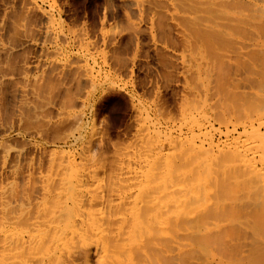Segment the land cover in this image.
<instances>
[{
  "label": "rangeland",
  "instance_id": "rangeland-1",
  "mask_svg": "<svg viewBox=\"0 0 264 264\" xmlns=\"http://www.w3.org/2000/svg\"><path fill=\"white\" fill-rule=\"evenodd\" d=\"M174 1L0 0V264L71 263L81 248L75 241L83 234H77L79 227L87 236L99 234V244L102 224L110 221L113 230V222L151 209L157 195L155 148L161 143L173 159L177 145L169 141L177 135L187 139L191 127L209 124L220 147L226 127L239 146L251 140L250 130L242 134L239 124L264 111V63L257 61L259 53L264 56L263 28L247 26L249 11L229 4L221 16L226 43L216 50L186 31ZM256 3L261 8L264 0ZM263 10L256 12V24L264 21ZM186 163L184 170L191 167ZM237 191L236 199L244 197ZM243 197L231 199L232 205L226 199L228 207L245 205L249 198ZM247 204L242 208L248 213ZM85 247L96 249L93 243ZM135 254L116 257L121 264H137ZM108 255L99 249L83 264L104 262Z\"/></svg>",
  "mask_w": 264,
  "mask_h": 264
},
{
  "label": "bare ground",
  "instance_id": "bare-ground-1",
  "mask_svg": "<svg viewBox=\"0 0 264 264\" xmlns=\"http://www.w3.org/2000/svg\"><path fill=\"white\" fill-rule=\"evenodd\" d=\"M175 1H174L175 3H173L175 4V7H172V9L174 8L176 12H180L184 15L183 19L181 18L180 19L185 24L186 31L194 32L195 36L197 35L201 38L200 41L208 43V45L212 44L214 45V47L216 45L221 46V47L225 45L226 43L225 37L227 36V34L225 33L224 29L227 24L226 25L224 24L225 22H223V20L225 21V19H223V17L221 16L225 15L226 13L225 10L226 9L228 10L230 7L228 6L229 4L231 5L230 9L234 6L236 7V5L238 6V8L236 7L237 9L239 8L247 9V11H249L248 13L249 15L247 14L249 17L246 18L247 16L245 15L246 16L245 18L248 20V21H245L246 23H248L247 26H250L253 29L254 27L258 25L257 29L260 26L259 30L261 31V29L263 28L261 32L264 31V26H262L264 25V21H261L260 24L262 25H260L258 22H257L258 24H256V20H257L256 18L258 17L256 12L257 13L258 11L262 12V10L264 9V4L262 5L263 7H261L262 10L258 6H257L258 10L255 8L257 4L256 3L257 0H175ZM226 5H227V8H226ZM234 8L233 10H237ZM259 8L261 11L259 10ZM233 10L231 11L233 12ZM261 15H264V14L260 13L259 15L260 18L262 19ZM241 22H243V20H241ZM227 30L228 29H226V31ZM189 39H191V37H189ZM188 41L186 42V45L189 44ZM200 41L199 43L202 44ZM183 42H185V39H183ZM182 45L184 46V43ZM201 46L203 47L204 44ZM215 48L217 50V47ZM218 51H221V50L218 49ZM258 55L256 54L254 55L255 57L254 60L255 59L257 60L258 59L257 56H258L260 58L257 61L260 60L261 64L264 63V60L262 58L264 56L261 57L260 53ZM261 55H264V54H261ZM206 72L210 73L211 71L209 72V70H207L205 71V73ZM263 77L261 76L262 79ZM203 79L205 80L206 78L203 77ZM205 89H206V86H205ZM230 91H232V89ZM198 96L200 97V95ZM262 105L264 106V103L261 104L260 107ZM256 106L258 107V105H255V107ZM260 107H258V110L262 108ZM216 112L218 113V111L215 110L214 113ZM217 113L216 115H219ZM256 114L257 115L253 117L252 119L247 118L243 123L239 124L242 129L241 130L242 132L243 131L245 132V130H247V133H248V130H250V133H251V135L250 133L247 134V135H250L251 140H249L244 146H239L238 140H236V138L234 137H231V135L228 132L229 129L226 127V131H225L226 133H224V139H223L224 145H222L223 147H220V144L215 142L212 139L213 134L208 130L209 124L207 126L206 125L199 126V127L197 126L196 129L195 127H191V129L189 130V132L191 133L188 134V136L186 137L187 139H183L182 136L178 137V135L176 137L173 136V139L170 138L171 141H169V144L174 143L175 146L177 145V148L175 147L176 150L173 149L174 147L171 148L177 152L176 156L174 157L175 159L174 158L169 159L168 155H166V152L164 151V148H162L161 146L159 147L161 143L158 146L154 143L155 146H157V148H155L157 149L156 154L153 155L154 158L156 159V163H155L156 167L154 168V170L157 171L158 169L157 171L158 173L156 174L158 178L156 180V176H154L155 177L154 179L157 181L156 188H155L156 190L153 189L152 187V190L155 191L153 192L154 193L157 192L155 200L150 203L148 202L149 203L148 206L152 205L151 209L148 208L151 212H145L144 214V211H149L147 208H146L147 210L146 209L143 210L142 211L143 213L141 214L135 210L137 212L136 216H132L131 218L125 217L123 219H119L117 224H115L116 222H113L115 225L113 230L111 228V225H109L110 221H109V224L108 223H104L105 225L102 224L105 221L104 220L101 224L104 227L106 226L107 229L102 227L101 233L102 232L104 233L102 236L104 240L102 239L103 241L101 243L99 241V244L98 242L94 244V241L96 240L94 239V236L96 237L99 234L96 233L97 235H95L94 233H90V235L88 234L89 236H87L86 234L88 232L87 229L79 227L76 230L78 231L77 234L78 233H83V234L82 235L78 234V237H76L75 241H77L80 244L81 248L79 247L80 248L79 249L77 247L79 251L76 252L73 260H70L71 263L75 264V261L77 260H80L81 261L80 263L82 264L87 263L94 252L97 253V250L102 249L103 251L105 250V252L109 251L111 255H108V258H106L105 256H107L108 253L107 254L105 253L104 257L106 259L103 257L104 262H100L97 264H117V263L119 264L120 260H122L123 258H127L125 254H127L130 257L131 255L135 253H136L135 257L132 259L137 261V264H139V260L140 261L142 260L145 263L148 261L150 264H264V111L261 113H256ZM219 118H222V117L219 116ZM219 118H217V121H220L221 123L223 121L222 124L226 123L225 122L226 120L224 121L223 118L218 120ZM234 121L235 120H233V122ZM237 129L238 128H236L235 125H232L233 131ZM244 132L242 134H245ZM161 133L162 132H160V134L159 133L157 134L161 135V137L163 138V135ZM164 135H168V133ZM156 137L158 139L160 138L158 136ZM168 138L166 139L168 140ZM244 139L245 138H242V141ZM148 144H151V143H148ZM184 158L189 159L191 163V167L189 166L190 164L188 163L189 169L186 168L187 166L184 164L189 161L187 160L186 162H184L183 161ZM181 160L184 163H181ZM217 160L218 161L220 160V163L223 161L224 162L220 164ZM214 163L216 164L219 163L218 165H221L220 167L224 170L223 173L219 174L218 169L220 168L216 169L215 167L217 165L215 166ZM184 165L186 166L185 169H188V170L183 169ZM178 166L181 167L180 169H183L184 171H182L181 174L176 173L178 175H175V172L177 171L179 172L180 170ZM142 168L143 167H141V169ZM245 170L249 171L250 173L248 175L245 174L246 173ZM241 171H243V173H241ZM217 172L219 175H221V177H223L222 179L219 178L220 179L219 181L217 180L218 179L217 177L219 176ZM215 174L217 175L216 177L217 179L215 178ZM142 179H146V178H142ZM154 179L151 182H154L155 181ZM230 182H234L236 187L234 188L233 184ZM229 183L233 187L230 186ZM114 184L115 183H113V185ZM218 185L221 186V188ZM76 187H80V186L78 185ZM108 189H107V192H108ZM239 189H241L240 192H242L243 190L244 197L241 196V198H239V195H238L237 199L241 200L242 197L245 198L247 196V198H249L248 200L251 201L252 204L250 206L249 205L250 203L247 204L249 201L248 202L245 201L246 202L244 203L245 205L238 206L237 205L238 203H237L236 207L242 208L245 206L246 208V204H247L248 206L251 207L248 213L245 210V208L239 209L236 207H228L226 199H228L229 203L231 204V199L232 200L233 198L236 199V197H234L236 195L235 192L238 193L237 190ZM70 190H68V193ZM150 192L153 193L151 190ZM219 192H221L220 194L222 195H220ZM148 195L146 194V196L150 198L149 196L151 195L149 196ZM108 198L109 197H107L106 199ZM237 199L234 201H237ZM91 200L93 201V199ZM101 200L102 199H99L98 203ZM106 205H108V203ZM170 207L173 208L174 210L170 209ZM144 208L145 207H142V209ZM135 211L133 212L136 213ZM82 216H85V215L83 214ZM105 217L106 216H104V218ZM241 218H243L242 222L239 220ZM87 221L89 222V219H87ZM107 221L108 220L106 219L105 222ZM106 224H108L109 226ZM89 225L91 226L92 222L91 224L89 222ZM98 229L100 230V228ZM124 229H125V232H123ZM243 229L246 230V232L243 233L242 232L244 231ZM112 232L114 235L113 234L111 235ZM73 233H75L74 229H73ZM245 234H248V237L250 236V238L246 237ZM241 235H242V238H241ZM244 238L246 239L245 241H247V238L251 239L250 240L251 242L249 241L250 245L246 246V244H249L247 242L243 243V245L241 244L242 241L240 240ZM92 243L94 245V248H96L95 250H92L88 247L84 248V246H88V245L92 246ZM249 246H251L250 249L246 251L248 254H246L245 256H242L244 253L243 252L244 250L242 249L244 247L249 248ZM118 252L119 253L122 252L121 258ZM124 252L125 254L122 257ZM114 254L116 255L114 256ZM117 254H118V257L120 258L119 261L117 260L118 257H116ZM141 258H143L144 260ZM129 259L130 258H128V260ZM123 262H126V261L123 260Z\"/></svg>",
  "mask_w": 264,
  "mask_h": 264
}]
</instances>
